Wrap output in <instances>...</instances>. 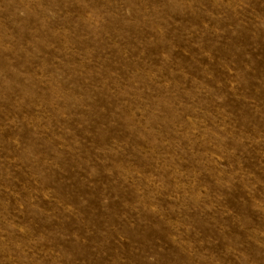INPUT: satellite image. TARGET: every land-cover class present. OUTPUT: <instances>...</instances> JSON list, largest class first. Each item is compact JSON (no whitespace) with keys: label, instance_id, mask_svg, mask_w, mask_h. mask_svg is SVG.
Instances as JSON below:
<instances>
[{"label":"rangeland","instance_id":"rangeland-1","mask_svg":"<svg viewBox=\"0 0 264 264\" xmlns=\"http://www.w3.org/2000/svg\"><path fill=\"white\" fill-rule=\"evenodd\" d=\"M0 264H264V0H0Z\"/></svg>","mask_w":264,"mask_h":264}]
</instances>
